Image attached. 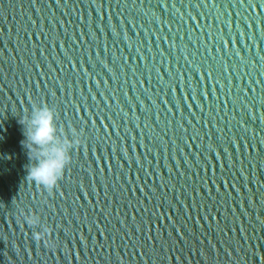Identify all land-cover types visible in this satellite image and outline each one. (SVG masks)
Here are the masks:
<instances>
[{
  "label": "water",
  "instance_id": "water-1",
  "mask_svg": "<svg viewBox=\"0 0 264 264\" xmlns=\"http://www.w3.org/2000/svg\"><path fill=\"white\" fill-rule=\"evenodd\" d=\"M43 104L82 140L52 190ZM0 264H264V0H0Z\"/></svg>",
  "mask_w": 264,
  "mask_h": 264
},
{
  "label": "clouds",
  "instance_id": "clouds-1",
  "mask_svg": "<svg viewBox=\"0 0 264 264\" xmlns=\"http://www.w3.org/2000/svg\"><path fill=\"white\" fill-rule=\"evenodd\" d=\"M24 126L25 146L28 149L30 164L27 177L29 180L48 190L56 187L71 159V150L82 142L80 132L71 128V138L67 132L58 129L55 110L46 105H33L31 113L20 120ZM34 161V162H33ZM29 226H42V230L34 231L36 241H45L49 246H55L51 238V228L42 225L38 214L30 213L24 216Z\"/></svg>",
  "mask_w": 264,
  "mask_h": 264
}]
</instances>
